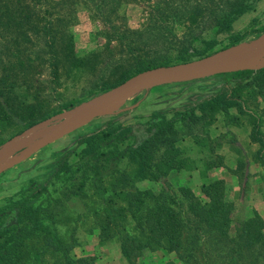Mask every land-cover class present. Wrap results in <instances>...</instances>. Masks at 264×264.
Wrapping results in <instances>:
<instances>
[{"label": "trees", "instance_id": "16d2710c", "mask_svg": "<svg viewBox=\"0 0 264 264\" xmlns=\"http://www.w3.org/2000/svg\"><path fill=\"white\" fill-rule=\"evenodd\" d=\"M121 1L96 9L103 14L95 31L102 47L80 52L67 18L49 11L51 0H0V133L12 136L73 106L60 92L68 82L87 83L83 89L101 92L144 69L211 53L214 35L203 36L196 47L186 33L178 40L172 25L187 23L193 32L208 21L215 32L230 31L252 2L138 0L147 9L141 26L132 27L117 14ZM244 36L233 32L229 44ZM233 73L237 80L229 92L219 89L178 116L156 114L153 121L132 127L111 118L81 135L78 151L67 150L54 168L61 183L54 200L64 206L80 197L92 199L91 204L81 216L54 214L44 204L18 199L15 221L0 226V264H96L92 256L70 254L75 227L84 216L92 217L101 239L118 241L129 264H141L140 255L158 249L175 253L176 259L164 264H264V216L253 209L237 218L225 180L202 181L204 197L166 180L171 170L189 169L192 163L179 144L182 137L207 143L194 131L196 124L209 125L220 112L234 120L231 106L243 112L249 97L264 95V66ZM218 163L206 160L201 174L205 177V169ZM143 180L160 183L156 188L136 184ZM45 220L67 229L56 233Z\"/></svg>", "mask_w": 264, "mask_h": 264}, {"label": "rangeland", "instance_id": "374dc122", "mask_svg": "<svg viewBox=\"0 0 264 264\" xmlns=\"http://www.w3.org/2000/svg\"><path fill=\"white\" fill-rule=\"evenodd\" d=\"M51 1L53 6L49 7V11L67 18L68 27L75 35L76 47L80 52H87L90 49L99 50L98 47H102V44L95 37V31L97 26L101 24L99 19L103 14L96 13V9L106 10L104 6H108L110 0ZM146 9V2L122 0L121 4L118 5L117 14L130 26L138 27L144 21V10ZM112 15L116 16L113 13ZM186 24L175 23L172 25L177 39H182L186 33L185 38L197 47L199 39L203 36L214 35L216 43L209 49L211 53L241 43L244 45L253 40H262L264 38V0H252L251 7L233 20L230 31L215 32L207 21L202 27L194 28L192 32L185 27ZM233 32H244L245 36L243 39L229 44V35ZM193 35L196 36L193 37ZM200 46L201 44L198 45V47ZM250 49L249 47L245 48L242 53H246ZM233 54L235 53L233 52L231 55ZM101 57H105V55H101ZM235 80H237L235 74L227 72L141 90L128 99L108 107L88 123L52 141L28 158L2 171L0 173V226L15 221L16 213L13 206L18 199L32 200L31 202L34 204H44L45 210H50L54 214L81 215L87 210L86 206L91 204L92 199L72 197L62 203L64 206L54 200L57 189L61 187V183L56 181L54 168L67 150L74 148L75 152L78 151V139L81 135L94 130L98 125L111 118H116L122 124L132 127L143 122L153 121L156 119L153 117L156 114H163L169 118L178 116L190 105L196 104L198 100L214 94L219 89L229 92ZM82 82L85 80L82 79ZM86 84L68 82L61 89V95L63 98L71 99L75 103L74 106L100 92L98 90L89 92L83 89ZM246 102H243V112H238L235 106L229 108L230 113L237 117L234 120L227 121L224 113L220 112L211 124L205 126L196 124L193 127L194 131L203 138H207V143L202 147L198 144V147H195L189 136L187 138H185L186 136L182 137L181 140H185L182 142L184 154L192 156V163H189V169L173 170L166 178L167 182L173 186L188 185L189 183L199 196L204 197L199 188L200 182L203 180L199 174V167L204 166V159H212L218 161L219 164L223 163L222 166L209 170L205 169V174L211 178L216 177L215 174L224 176L226 198L233 201L234 215L237 218L245 217L253 209L264 216V161L262 159L264 158V95H256L255 99L251 96ZM53 125L54 122L45 126L41 130L42 132L37 130L22 135L17 138L16 143L30 142V140L48 131ZM14 135L8 136L6 133H0V145ZM18 149V147L12 149L10 154H14ZM73 155L72 159L76 158V154ZM198 157L197 161L196 158ZM121 166H124V160ZM230 167L233 168V172L229 169ZM227 169L229 173L226 171ZM159 183L143 180L136 184L142 187L156 188ZM45 222L56 233L62 234L67 229L66 225L62 223L55 224L48 220ZM74 234L76 244L70 250V254L92 256L96 264H129L121 254L118 241L115 238L101 239L99 237L98 229L94 226L91 216H84L79 219ZM169 259H176L174 252L162 249L146 250L137 258V262L141 264H164Z\"/></svg>", "mask_w": 264, "mask_h": 264}, {"label": "water", "instance_id": "95a60500", "mask_svg": "<svg viewBox=\"0 0 264 264\" xmlns=\"http://www.w3.org/2000/svg\"><path fill=\"white\" fill-rule=\"evenodd\" d=\"M241 45L243 44L188 61L144 69L67 110L30 125L0 145V173L28 158L52 141L88 123L108 107L128 99L141 90L172 82L191 81L214 74L257 69L264 66V38L245 43L244 47L251 48L250 51L231 55L233 49ZM53 122L52 128L30 142L16 143L18 137L40 130ZM16 147L19 149L14 154H10V151Z\"/></svg>", "mask_w": 264, "mask_h": 264}, {"label": "crops", "instance_id": "0c3cea01", "mask_svg": "<svg viewBox=\"0 0 264 264\" xmlns=\"http://www.w3.org/2000/svg\"><path fill=\"white\" fill-rule=\"evenodd\" d=\"M158 86H159V85H158ZM158 86H154V87H158ZM189 137L192 139L193 144L195 145V147H198V145H199L200 147H202V146L204 145V144H198V143H195L194 140H193V138H192L191 136H189ZM185 138H187V136H186ZM180 140H181V139H180ZM184 141H185V140H181V141H179V144L181 145L182 148L184 147L183 144H182V142H184ZM197 144H198V145H197ZM185 150H186V149H185ZM187 155H188V154H187ZM191 157H192V156H191ZM197 159H199V157L196 158V160H197ZM206 160H207V159H204L203 162L205 163ZM208 160H209V159H208ZM197 161H198V160H197ZM222 165H224V164H223V163H221V164L218 163V164H215V165H213V166H211V167H208V168H206V169L209 170V169H213L214 167H219V166H222ZM204 168H205V164H204V166H202V168H201V166L199 167V174L203 177V180H202V181L207 180V179H209V178L211 179V177H208V176H205V177H204V176L201 174V172L204 170ZM231 168H232V167H230L229 169L232 170V172H233V168H232V169H231ZM235 168H236V167H235ZM172 171H173V170H171L170 172H172ZM226 171L229 173V170H228V169H227ZM170 172H169V173H170ZM167 176H168V175H167ZM215 176H216V177H212V178H221V179L225 180L224 176H218V175H216V174H215ZM202 181H201V182H202ZM225 181H226V180H225ZM201 182H200V184H201ZM188 185H189L190 187H192L191 184L188 183ZM199 188H200V185H199ZM192 189H194V188H192Z\"/></svg>", "mask_w": 264, "mask_h": 264}, {"label": "bare ground", "instance_id": "6f19581e", "mask_svg": "<svg viewBox=\"0 0 264 264\" xmlns=\"http://www.w3.org/2000/svg\"><path fill=\"white\" fill-rule=\"evenodd\" d=\"M243 50H245V47H244V45H241V46H237L235 49H233V52H234L235 54H239V53H242ZM233 52H232V53H233ZM41 130H43V128L40 129V132H42Z\"/></svg>", "mask_w": 264, "mask_h": 264}]
</instances>
